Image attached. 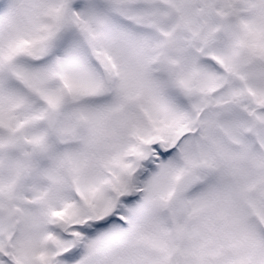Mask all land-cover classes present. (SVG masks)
I'll return each mask as SVG.
<instances>
[{"label":"snow or ice","instance_id":"obj_1","mask_svg":"<svg viewBox=\"0 0 264 264\" xmlns=\"http://www.w3.org/2000/svg\"><path fill=\"white\" fill-rule=\"evenodd\" d=\"M0 264H264V0H0Z\"/></svg>","mask_w":264,"mask_h":264}]
</instances>
